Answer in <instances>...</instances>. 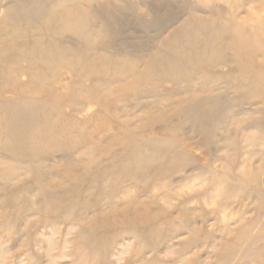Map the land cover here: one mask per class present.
Returning <instances> with one entry per match:
<instances>
[{"label": "rangeland", "instance_id": "rangeland-1", "mask_svg": "<svg viewBox=\"0 0 264 264\" xmlns=\"http://www.w3.org/2000/svg\"><path fill=\"white\" fill-rule=\"evenodd\" d=\"M0 64V264H264V0H0Z\"/></svg>", "mask_w": 264, "mask_h": 264}, {"label": "bare ground", "instance_id": "bare-ground-1", "mask_svg": "<svg viewBox=\"0 0 264 264\" xmlns=\"http://www.w3.org/2000/svg\"><path fill=\"white\" fill-rule=\"evenodd\" d=\"M64 23V22H63ZM66 23L67 24H69V25H73V24H75V23H77L78 25V27L80 28V31H82V30H84L85 28H86V23H85V21H84V19L83 18H77V20H76V22H74V20H73V18H68L67 20H66ZM63 28L65 27V25H63L62 26ZM67 29V28H66ZM16 36H18V35H16ZM15 36V37H16ZM242 43H241V41L239 42V41H237V43L234 45V48L236 49V52H235V56H236V58H235V60L236 61H238L239 62V56H240V53H241V51H242V45H241ZM214 54L211 56V58H210V60H211V62L212 63H217V62H219L220 60H221V58H222V49L221 48H218L217 49V47L215 48V51L213 52ZM25 55H26V53H24V52H21L20 53V56L23 58V57H25ZM71 56V55H70ZM69 58V57H68ZM28 59L29 60H31L32 58L31 57H28ZM90 62H91V60H95L93 63H95V64H100L101 65V62H102V60H100V59H98V58H92V59H89V58H87ZM80 61V60H79ZM58 63H61L60 61H52V59H49V60H47V62H46V64H47V66L48 67H54V66H56ZM193 63H194V61H188V59L187 60H185V59H183V58H179V59H171V61L169 62V64H171L170 65V67L169 68H165V71H166V74H168L170 77H173V78H175V77H177V76H181V75H183L185 72L183 71V69H184V67L185 66H189V64L191 65H193ZM240 64H242L243 65V63H241V62H239ZM50 65V66H49ZM99 65V66H100ZM99 66L97 67V68H99ZM162 67L160 66V67H153V68H151L150 70H151V73L150 72H148L147 74H146V77H148L149 75V73H150V76H153L154 77V79H153V81L151 82L152 84H155V82H157V80L159 79V77L163 74V72H164V70L163 69H161ZM244 69H248V66L247 65H245L244 66ZM11 68H9V67H4V66H2L1 64H0V78H3V77H5L4 75H6V74H8L9 73V71L11 72ZM107 75V74H106ZM38 77H41V78H44V76H43V74H40ZM142 86V85H141ZM32 106V105H31ZM33 107V106H32ZM93 107V106H92ZM86 110V109H85ZM88 110V109H87ZM47 115V114H46ZM45 115V116H46ZM51 116L50 115H48V116H46L45 117V121H47V120H49V118H50ZM1 125H2V120H0V127H1ZM43 140V139H42ZM43 144V143H42Z\"/></svg>", "mask_w": 264, "mask_h": 264}]
</instances>
